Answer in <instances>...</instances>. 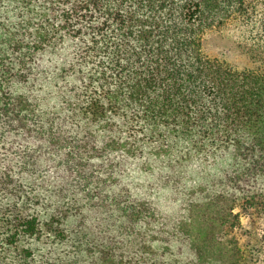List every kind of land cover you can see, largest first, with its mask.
Here are the masks:
<instances>
[{
  "label": "trees",
  "instance_id": "obj_1",
  "mask_svg": "<svg viewBox=\"0 0 264 264\" xmlns=\"http://www.w3.org/2000/svg\"><path fill=\"white\" fill-rule=\"evenodd\" d=\"M231 23L252 67L205 50ZM39 74L54 104L14 89ZM147 149L168 168L228 155L232 190L207 198L218 234L264 214V0H0V264H126L150 206L93 189L86 168ZM191 245L240 258L220 238Z\"/></svg>",
  "mask_w": 264,
  "mask_h": 264
},
{
  "label": "rangeland",
  "instance_id": "obj_2",
  "mask_svg": "<svg viewBox=\"0 0 264 264\" xmlns=\"http://www.w3.org/2000/svg\"><path fill=\"white\" fill-rule=\"evenodd\" d=\"M247 36L241 24L231 23L207 35L205 50L211 57L237 69L249 68L253 66L252 60L241 45ZM45 60L40 59L39 63ZM36 79V88L27 83H16L13 87L35 98L50 95L48 100L54 104L55 94L47 89L53 78L39 74ZM84 139L95 146H101L103 141L101 137ZM145 151L140 157L121 152L103 154L86 168V173L97 180L93 189L150 206L151 213L132 221L140 246L123 244L124 249L119 251L126 264H264V214L253 222L252 216L242 213L240 223L222 234L213 229L215 213L211 211L213 208H208L207 198L221 189L232 190L229 181L224 184L222 180L233 169L224 151L207 160L193 155L173 168L165 166L167 158L155 157L148 149ZM173 158L178 160L177 156ZM236 210L240 211L241 207ZM193 238L200 244L220 238L227 246H237L240 258L232 263L213 258L200 262L191 245Z\"/></svg>",
  "mask_w": 264,
  "mask_h": 264
}]
</instances>
